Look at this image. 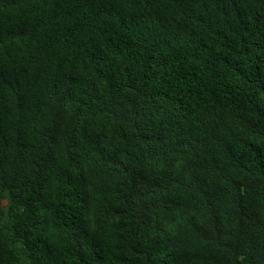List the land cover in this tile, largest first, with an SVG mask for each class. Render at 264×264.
<instances>
[{"label":"trees","instance_id":"trees-1","mask_svg":"<svg viewBox=\"0 0 264 264\" xmlns=\"http://www.w3.org/2000/svg\"><path fill=\"white\" fill-rule=\"evenodd\" d=\"M0 264H264V0H0Z\"/></svg>","mask_w":264,"mask_h":264}]
</instances>
